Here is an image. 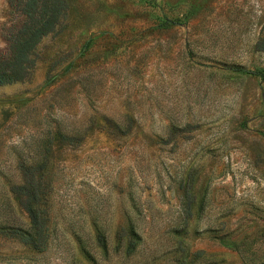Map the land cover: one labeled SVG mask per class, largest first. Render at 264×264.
<instances>
[{
    "label": "rangeland",
    "instance_id": "1",
    "mask_svg": "<svg viewBox=\"0 0 264 264\" xmlns=\"http://www.w3.org/2000/svg\"><path fill=\"white\" fill-rule=\"evenodd\" d=\"M64 1L0 85V264H264V0Z\"/></svg>",
    "mask_w": 264,
    "mask_h": 264
},
{
    "label": "trees",
    "instance_id": "2",
    "mask_svg": "<svg viewBox=\"0 0 264 264\" xmlns=\"http://www.w3.org/2000/svg\"><path fill=\"white\" fill-rule=\"evenodd\" d=\"M6 1L20 19L4 39L7 52L0 53V85L23 79L30 67L34 46L59 27L67 10L64 0ZM31 219V215L28 216L30 227Z\"/></svg>",
    "mask_w": 264,
    "mask_h": 264
}]
</instances>
